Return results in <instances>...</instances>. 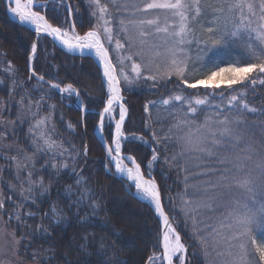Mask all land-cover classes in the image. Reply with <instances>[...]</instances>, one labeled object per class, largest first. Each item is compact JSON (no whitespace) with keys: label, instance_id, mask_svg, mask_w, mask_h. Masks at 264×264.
<instances>
[{"label":"snow or ice","instance_id":"1","mask_svg":"<svg viewBox=\"0 0 264 264\" xmlns=\"http://www.w3.org/2000/svg\"><path fill=\"white\" fill-rule=\"evenodd\" d=\"M58 2L66 9L67 14L61 24L54 25L40 11L34 10L41 0H4L6 11L16 16L21 25L34 27L38 39L40 34L50 36L68 52L79 53L81 57L86 53L93 55L101 66L106 99L102 101L104 107L98 113L99 120L95 130L100 132L103 139L107 118L112 142L108 143L106 139L103 141L108 163L111 165L109 167L106 164V170L109 174L114 172L122 182L127 181L129 194L141 203H147L163 225L157 241V247L161 251L148 256L146 264H188V245L177 231L179 222L169 215L174 209L170 206L168 212L165 211L161 187L151 175L154 163L161 159L160 152L156 147L149 145L152 155L145 165L148 170L146 176L141 162L136 156L128 154L124 148V142L139 141L149 144L144 136L135 133L128 135L124 131L129 113L124 93L134 92L141 81H152L155 85L159 79L171 81L176 88L166 98L147 101L143 111L151 116L149 106H165L164 110L170 115L182 111L183 116L177 118L168 133L160 138L148 124L147 130L151 133L153 144L159 146L162 141L166 143L176 135L174 130H179L184 132L179 139L188 151H195L217 160V167L201 173L204 176H215L217 179L208 180L205 185L193 191V196L203 194L206 199L194 201L186 198L187 185L185 195L181 197L180 210L184 218L191 219L193 227L197 229L193 232V237L199 236L202 247L209 241L214 242L216 254L225 257L224 264H264V109L251 107L246 91L249 87L255 91L258 83L264 85V0H217L218 7L208 4L207 0H85L90 9L89 16L94 23L83 35L76 31L77 21L70 18L73 15L72 4L68 0ZM41 7L45 5L41 3ZM207 8H211L214 15L203 29L204 35L196 37L192 25L203 18ZM113 9L121 14V18L114 17ZM79 11L77 6L76 13ZM114 19H117L115 35ZM241 36L245 38L248 59L244 62L226 61L225 54L229 50L230 42ZM193 39H196L198 48L196 61H206L200 65L203 71L197 76L191 75L190 64L193 71L195 64L186 47L192 44ZM110 48L115 52V63ZM134 48L136 51H132ZM36 54L37 43L33 42L28 56L29 80L35 78L38 84H47L49 92L55 90L56 93L62 94V98L75 97L81 110L86 111L87 106L80 90L72 83L61 86V83H53L52 80H45L44 76L37 74L36 68L33 67L37 59ZM137 59L140 62H137ZM7 64L4 71L13 73L14 65L11 61ZM2 83L0 80V84ZM15 87L13 82V90ZM201 87L212 91L204 94L188 91ZM218 89L221 91L217 92ZM210 97L219 98L221 104L211 105ZM43 99L41 97V100ZM23 101L22 97L19 103L23 104ZM31 103L29 97V105ZM47 106L55 109V105ZM36 107L39 109L40 101L36 102ZM209 107L214 108L216 118L205 117L203 123L196 126L198 114H202ZM249 114L258 117L260 122L249 121ZM37 115L38 111L33 113L34 118ZM49 121L50 116H42L30 124V147L34 153H50L53 160L57 155L63 157L68 153L73 166L70 167L67 161L62 160L59 164L44 163L42 170L46 172L51 168L52 179L58 178L61 171L72 173L70 178L75 179L77 191H73V186L68 185L59 195L70 201L68 211L72 212L83 230L78 241L75 237L69 241L75 252L74 258L68 259V253L61 254L64 264H126L109 236H97L96 232L87 231L89 228H96L115 240L121 239V234L111 221L98 219L102 202L87 188L85 177L80 175L74 166L81 153L73 155L74 146L70 152L62 143L54 140L49 132ZM80 124L84 127L82 120ZM66 127L74 132L76 126L67 122ZM256 129L260 130L259 140L256 139ZM4 139L5 132H0V140ZM6 147L11 148L10 145ZM161 151H167V148L162 147ZM220 152L225 154L220 155ZM82 155L87 156L86 144ZM180 155H184L183 150ZM4 158L15 162L17 180L20 179V171L26 173V179L22 183L28 185L27 188L21 187L22 199L19 203L12 201L11 196L8 197L15 212L4 214L8 215L10 220L15 219L18 226L26 225L27 219L36 218L37 212L25 211L22 217L25 202L36 206L33 191L49 195L51 184H46L44 176L34 171V155ZM169 160H176V156L165 157V163ZM8 187L15 191L14 185L9 184ZM233 189L236 191L233 192ZM171 199L169 197L170 204ZM4 205V199L0 198V210L4 209ZM202 209L220 211L221 216L215 222L204 223L198 219ZM43 219L59 227L65 224L67 216L59 202H51L48 211L43 213L41 223L37 224L35 232L32 233L36 239L53 238L49 228L43 225ZM201 224L203 228H200ZM201 231L211 235H200ZM12 238L15 240V233H12ZM21 239L27 240L28 237L22 235ZM19 242L15 240V243ZM204 250L207 254L208 249ZM45 251L52 253L51 256L43 257L45 264L49 259H56L55 247ZM32 258L37 259L38 252L34 251Z\"/></svg>","mask_w":264,"mask_h":264},{"label":"trees","instance_id":"2","mask_svg":"<svg viewBox=\"0 0 264 264\" xmlns=\"http://www.w3.org/2000/svg\"><path fill=\"white\" fill-rule=\"evenodd\" d=\"M46 1V0H41ZM107 2V0H103ZM72 4L73 16L77 21V31L80 33L92 27L93 19L89 16L90 9L85 0H69ZM207 3L213 7H218L217 0H207ZM60 4V5H59ZM79 6V13H76V7ZM111 6V5H110ZM36 9L44 11L47 18L55 25H59L66 17V9L61 3L50 0L43 9L41 6H36ZM114 17L117 18L118 12L113 9ZM214 13L211 8L205 9V15L199 19L198 23H194L192 27L195 29L196 37L204 35L203 29L207 27L208 21L213 17ZM91 21V23H90ZM83 24V26H81ZM117 21L114 19L113 26H116ZM67 27V25H64ZM35 32L31 29L14 22L5 9L4 0H0V132H5L6 139L0 140V198L4 199V209L0 210V220L6 227L15 233V237L20 241L17 244V256L25 263L45 264L43 257L51 256V252H46L45 249L52 247L56 248V259L47 261V264H64L61 257L62 253H68V259H73L75 252L69 241L76 238L79 240V235L83 231L72 212L68 211L70 201L63 193L68 185L73 186V191H77L75 179L72 173L65 170L60 172L58 178L52 179V169L43 171L44 163H57L62 160L67 161L73 166V161L69 158L68 153L63 157L59 155L53 160L52 155H42L34 153L30 147V137L28 128L34 119L42 117L41 110L50 112L52 125L54 127V136L63 144L65 149L70 152L75 147L74 155L79 152L81 155L77 158L75 167L80 175H83L86 180L87 188L102 202V208L98 213L100 221L109 220L115 225L116 230L121 234L120 240H115L109 234L99 231L96 228L87 229L88 232H96L97 236H109V239L115 243L118 254L126 264H146L148 256L153 252H159L157 241L161 232V223L158 216L154 213L147 203H141L133 198L126 188L127 181H121L114 172L109 174L106 170L108 163L106 151L103 142L97 136L95 127L99 120L98 113L102 111L104 104L102 101L106 99V88L102 83V75L99 66L90 56H83L68 53L58 48L54 42L46 36H40L37 40V59L33 63L37 74L42 75L47 80H52L55 83H72L80 90L84 104L87 106L86 111H82L75 105V97L67 98L62 94L56 93L55 90L49 92L48 85L41 82L37 83L36 79L29 80L30 72L28 68V56L30 55V47L35 42ZM192 50L198 53L196 39H193ZM226 61L244 62L248 59L247 45L243 36L235 38L230 42V47L225 54ZM196 56L193 57L195 70H192L190 64V72L192 76L200 75L203 71L200 68L202 63L206 61H196ZM11 61L14 65L13 73H6L4 69L8 66L7 62ZM13 82H15V90H13ZM176 85L170 81L159 79L152 81L141 82L139 89L134 92H125L126 102L129 108L128 118L125 121L124 131L126 134L142 135L149 142L148 145L139 141L132 143L124 142V148L127 153L136 156L141 162L142 168L145 169V174L148 173L145 167L147 161L151 159V149L149 145L157 148L160 152V157L153 165L151 173L161 187V193L165 209L168 212L171 206L174 211L169 212L170 217L174 221L179 222L177 230L181 233L183 241L188 245V264H207L206 258L202 251V247L197 237H193V226L189 219L184 218L181 212V194L188 183H192L195 189L197 184H202L205 176H192L195 171L185 161V155L181 156L182 145L179 140V131L174 130L176 135L171 137L166 143L162 141L161 145H155L152 142L151 133L147 130V125H151L152 131L157 133L158 138L168 133L175 123L177 118L183 116V112L173 113L170 115L164 110L165 106L152 108L149 106L148 113L143 111L144 104L149 100L159 101L166 98L169 93L174 91ZM189 92H199L204 94L201 88L189 89ZM247 93L252 96L264 98V85L259 83L255 86V91L251 87L246 89ZM24 98L23 104H20L21 98ZM29 97L31 105H29ZM43 97L45 101L41 100ZM211 105L221 104L219 98H209ZM40 101V107L37 109L36 102ZM54 103L55 109H50L47 105ZM251 107L264 109V104L254 103L248 100ZM29 107L31 110H29ZM38 111V115L34 118L33 113ZM61 115L63 119H61ZM216 117L213 107L207 108L202 114H198L195 124H202V116ZM205 119V117H204ZM249 121L259 123V118L249 114ZM83 121L84 127H81L80 121ZM20 121H23L21 123ZM67 122L74 124L75 131H71L66 127ZM104 135L108 142H112L109 137L108 121H105ZM114 131V123L112 124ZM257 130V129H256ZM255 130V131H256ZM85 144L87 145V156L82 155ZM6 145H10L9 149ZM162 147H166L167 151H161ZM25 154L34 155L35 172L43 175L46 184H51L49 195H41L37 191H33L32 196L36 198V206H32L25 202V207L21 212L22 217L25 211L37 212L34 219H27L25 224L17 225L15 219H9L4 213H14L15 209L10 206L11 202L8 197H12V201L19 203L22 199L20 196L21 187L27 188L28 185L22 183L26 179L24 171L19 172L20 179L17 180V170L14 166L15 162L5 159V156L23 157ZM185 154V153H184ZM224 155V152H220ZM176 156V160H169L165 163V157ZM216 160H213L215 162ZM212 177V176H211ZM36 176H33L35 179ZM207 180L209 178H206ZM185 180V182H184ZM201 180V181H200ZM9 184L15 186V191L8 187ZM135 189H132L134 192ZM171 197V204L169 203ZM75 197H73L74 199ZM119 200V202H118ZM51 202H59L61 207L65 209L67 220L65 224L57 227L47 219H43V225L49 228L52 233V239H36L32 236L35 232L37 224L41 223L43 213L48 211ZM186 225V226H185ZM27 236V240L21 239V236ZM37 236L39 233L36 234ZM94 251V249H90ZM38 252V258L33 259L32 253ZM195 253V254H193Z\"/></svg>","mask_w":264,"mask_h":264},{"label":"rangeland","instance_id":"3","mask_svg":"<svg viewBox=\"0 0 264 264\" xmlns=\"http://www.w3.org/2000/svg\"><path fill=\"white\" fill-rule=\"evenodd\" d=\"M53 1H56L57 3H59L58 0H53ZM68 2H69V0H68ZM131 2H135V0H131ZM39 6H41V5H39ZM42 12H44V11H42ZM72 13H74L73 10H72ZM70 18L74 19V16L72 15ZM118 18H121L120 13L117 15V19ZM117 19H116V21H117ZM113 27H114V35H115L116 26H113ZM76 31H77V29H76ZM186 47L188 48L189 54L192 56V58L197 56V53H195L194 50H192V44L188 45ZM132 51H136V49L134 48V49H132ZM110 53L112 54L113 62L115 63L116 62V55H115V52L113 51L112 48H110ZM137 62H140L139 59H137ZM161 69H163V63H161ZM126 70H128V69H126ZM172 79L175 80V77H173ZM141 82H140V84H141ZM122 86H123V82H122ZM136 89H139V87ZM202 89H203L204 93L212 91L211 89H204V88H202ZM220 91H221L220 89L217 90V92H220ZM256 96H257V94L252 95V96H250L248 94L247 101L250 100L254 103L256 102L258 104H264V98L263 97H256ZM43 101H45V100H43ZM76 101L77 100H75V105L77 106ZM51 105H54V103L51 102ZM78 108H80V107H78ZM53 113H54L53 110H50V112H46L45 110H41L42 116H50L49 132L52 135V138L54 140H57L60 143V141L58 139H56L54 136V131H53L54 127L52 125L53 122L51 120V115ZM206 116L207 115L202 116L201 121H203L204 117H206ZM117 118H118V116H117ZM212 118L215 119L216 117L213 116ZM200 125L201 124H196V126H200ZM256 133H257L256 139L259 140L260 130L257 129ZM182 135H184V132L179 131V137ZM180 142L182 145V150L185 153L184 154L185 155V161H183V162H187L189 165H191L192 168L195 169V171L191 173L192 176H204V175H201L202 172L211 171V170H213V168L217 167V160L216 159L211 158V157L202 156L200 153L195 152V151H188L186 149V146L183 144V142L181 140H180ZM257 148H259L258 144H257ZM73 155H74V152H73ZM253 159L255 160L256 157H254ZM213 160H216V161L213 162ZM206 178H209L208 180H213V181L217 179V177H215V176H212V177L211 176H205V178L203 180L204 182L202 184H197V186H198L197 188H200L201 186L205 185V182L208 181ZM184 182H185V180H184ZM187 189H188V192H187L186 198H191L194 201H203L206 199V197L203 194H201L200 196H193V191L195 189V186L191 182L187 184ZM235 191H236V189H233V192H235ZM184 195H185V189L183 190L181 197ZM118 202H119V200H118ZM180 207H182V205ZM220 216H221L220 211L212 212V211H209L206 209H202L198 219L200 221H203L204 223H208V222H215L217 220V218ZM189 220L192 223V220L191 219H189ZM192 226H193V223H192ZM200 228H203V224L200 225ZM193 229H194V231H197V229H195L194 227H193ZM12 233L13 232L6 227L5 223L2 220H0V264H37V263H25L17 256V254H16L17 243H15V240H18V239H17V237H15V240H14L12 238ZM200 235H211V234L201 231ZM196 237L199 239V236H196ZM205 248L208 249L207 254H205V252H203L204 257L206 258L207 264H224L225 257L218 256L216 254V251L214 250V248H215L214 242L209 241V243L207 245L202 247V251H204Z\"/></svg>","mask_w":264,"mask_h":264},{"label":"water","instance_id":"4","mask_svg":"<svg viewBox=\"0 0 264 264\" xmlns=\"http://www.w3.org/2000/svg\"><path fill=\"white\" fill-rule=\"evenodd\" d=\"M8 14H9V17H10L14 22L20 24V22L18 21V18H17L16 16H14L13 14H11L10 12H8ZM41 14L45 15L44 13H41ZM45 16H46V15H45ZM20 25H21V24H20ZM22 26H25V27L31 29L32 31H34V27H31V26H29V25H22ZM34 32H35V31H34ZM40 35H44V34H40ZM82 35H83V34H82ZM48 37H50V36H48ZM50 38L52 39V37H50ZM37 39H38V38H37V35H36L35 40L37 41ZM52 40H53V39H52ZM54 43H55V45H57L58 47H60V49H63V50H65L66 52H68L67 49L64 48V47H62L58 41H55ZM69 53H71V52H69ZM73 54H79V53H73ZM85 55L91 56V57L94 59V61L97 63V65L100 67V69H101V66L99 65V63L97 62L96 58H95L93 55L88 54V53H86ZM101 72H102V69H101ZM76 104H77L78 107H80V105H79V103H78L77 101H76ZM98 137H99L102 141H104V140L102 139L101 134H100L99 131H98ZM128 154H129V153H128ZM156 182H157V181H156ZM165 211H166V210H165ZM166 212H167V211H166ZM160 222H161V231H162V227H163V225H162V221H161V220H160ZM160 251H161V250H160Z\"/></svg>","mask_w":264,"mask_h":264},{"label":"bare ground","instance_id":"5","mask_svg":"<svg viewBox=\"0 0 264 264\" xmlns=\"http://www.w3.org/2000/svg\"><path fill=\"white\" fill-rule=\"evenodd\" d=\"M57 46V45H56ZM58 47V46H57ZM58 48H60V47H58ZM63 50V49H62ZM157 253H159V252H157ZM159 262H157V264H158Z\"/></svg>","mask_w":264,"mask_h":264}]
</instances>
